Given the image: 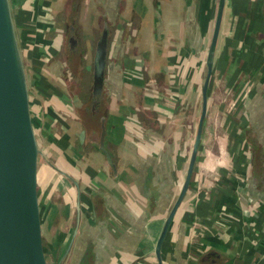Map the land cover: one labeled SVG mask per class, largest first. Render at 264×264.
<instances>
[{"label":"crops","instance_id":"crops-1","mask_svg":"<svg viewBox=\"0 0 264 264\" xmlns=\"http://www.w3.org/2000/svg\"><path fill=\"white\" fill-rule=\"evenodd\" d=\"M11 2L31 76L48 262L159 264L155 247L202 112L218 3ZM85 13L89 28L109 27L104 115L113 166L100 149L101 122L86 110L93 86L83 99L73 84ZM90 77L93 84V69ZM251 81L257 88H247ZM163 264H264V0L226 1L198 160Z\"/></svg>","mask_w":264,"mask_h":264},{"label":"water","instance_id":"water-1","mask_svg":"<svg viewBox=\"0 0 264 264\" xmlns=\"http://www.w3.org/2000/svg\"><path fill=\"white\" fill-rule=\"evenodd\" d=\"M227 0H218L213 35L202 86L203 107L192 146L186 177L155 247L163 264V249L171 226L191 186L208 111L209 87ZM109 27L104 26L93 61L92 99L86 110L100 124V149L113 166L105 147V80ZM71 48L77 41L70 39ZM78 50V49H77ZM39 146L31 110V95L23 49L11 0H0V264H49L39 197Z\"/></svg>","mask_w":264,"mask_h":264},{"label":"rangeland","instance_id":"rangeland-1","mask_svg":"<svg viewBox=\"0 0 264 264\" xmlns=\"http://www.w3.org/2000/svg\"><path fill=\"white\" fill-rule=\"evenodd\" d=\"M216 3H218V0H216ZM92 15L93 14L85 13L83 20L80 21L77 25L76 35L79 37V42H80L79 50H80L81 60H80V66L78 68V72L76 71L78 74L77 77L79 78V80H77V79L73 80V82H74L73 84H75V82H76V84L78 85L77 88H79L80 92L78 93V91H79L78 90L77 94H79L80 97H81V94L83 93V90H81V89H85L86 91H88V95L90 96L91 88L93 86L92 78L90 77V74H91V70L93 69V61H94V55H95V51L97 48V44L100 41L101 34L103 31V28H101L100 26L98 27L97 23H95V25L97 24L96 29H94V28L92 29V28L88 27V19L90 17H92ZM95 16H96V14H95ZM90 24H92V23H90ZM91 40H93L95 42L93 45L90 44ZM77 47L75 49H78ZM25 54L26 53L24 52V55ZM24 60H25V65L27 66L25 56H24ZM27 74H28V72H27ZM239 79L242 82L240 85H242L243 81L245 82V78L240 77ZM28 81H29V88H30L31 87V85H30V81H31L30 74H28ZM254 81H251L252 84L250 86L247 85V88L252 90L254 87H256V84ZM259 87L260 86H258V88ZM222 88H224V87H222ZM236 104L237 103H235V104L233 103L231 105L234 106ZM38 128L39 127L37 126V129ZM194 133L195 132H193V135H194L193 136V143H194V140L196 137V133L195 134ZM49 264H54L53 261L50 260V258H49Z\"/></svg>","mask_w":264,"mask_h":264},{"label":"trees","instance_id":"trees-1","mask_svg":"<svg viewBox=\"0 0 264 264\" xmlns=\"http://www.w3.org/2000/svg\"><path fill=\"white\" fill-rule=\"evenodd\" d=\"M80 60H81V57L78 54L77 55H74L73 58H72V66H73L75 72L76 71L78 72V68L80 66Z\"/></svg>","mask_w":264,"mask_h":264},{"label":"flooded vegetation","instance_id":"flooded-vegetation-1","mask_svg":"<svg viewBox=\"0 0 264 264\" xmlns=\"http://www.w3.org/2000/svg\"><path fill=\"white\" fill-rule=\"evenodd\" d=\"M74 50V49H73ZM85 88V87H84ZM85 92V93H84ZM88 94V91H86L85 89H83V93L81 94V96L83 97V99H85L86 95Z\"/></svg>","mask_w":264,"mask_h":264}]
</instances>
